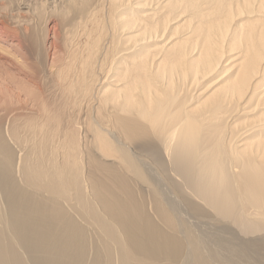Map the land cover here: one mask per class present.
<instances>
[{"label":"bare ground","instance_id":"1","mask_svg":"<svg viewBox=\"0 0 264 264\" xmlns=\"http://www.w3.org/2000/svg\"><path fill=\"white\" fill-rule=\"evenodd\" d=\"M0 264H264V0H0Z\"/></svg>","mask_w":264,"mask_h":264},{"label":"rangeland","instance_id":"2","mask_svg":"<svg viewBox=\"0 0 264 264\" xmlns=\"http://www.w3.org/2000/svg\"><path fill=\"white\" fill-rule=\"evenodd\" d=\"M47 16H49V17H50V16H51V14H49V15L45 14V17H47ZM54 17H55V18H57L56 16H54ZM49 24H50V23H49ZM50 25H51V24H50Z\"/></svg>","mask_w":264,"mask_h":264}]
</instances>
